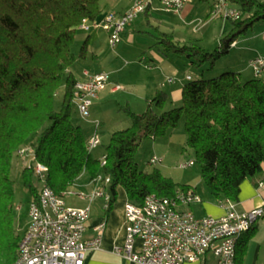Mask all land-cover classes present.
I'll return each instance as SVG.
<instances>
[{"label": "trees", "instance_id": "trees-1", "mask_svg": "<svg viewBox=\"0 0 264 264\" xmlns=\"http://www.w3.org/2000/svg\"><path fill=\"white\" fill-rule=\"evenodd\" d=\"M100 1L0 0V264L15 263L22 235L12 220L10 167L22 146L29 147L34 161L47 168L46 185L57 195L65 194L84 172L90 181L98 174L109 175L105 213L116 201L117 187L134 205H141L149 195L170 197L177 189H191L177 186L157 169L139 170L135 161L141 140L162 137L179 119L186 147L194 152L205 186L216 199L236 202L240 184L264 166V80L242 81L240 74L227 72L186 83L181 105L170 110L164 111L162 91L144 113L125 110L131 125L109 135L103 149L105 165L100 167V159L86 150L82 131L72 122L77 81L69 72L85 53L84 44L77 56L71 51L79 26L100 15ZM226 1L239 11V19L229 21L231 27L222 33L213 53L195 43L179 45L164 33L158 34L156 46L163 54L187 58L194 66L213 63L252 24L264 22V0ZM21 178L31 201H36L39 189L33 168L24 166ZM245 244L246 239L237 242L235 264L241 261Z\"/></svg>", "mask_w": 264, "mask_h": 264}, {"label": "built area", "instance_id": "built-area-1", "mask_svg": "<svg viewBox=\"0 0 264 264\" xmlns=\"http://www.w3.org/2000/svg\"><path fill=\"white\" fill-rule=\"evenodd\" d=\"M193 0H159L162 11L180 14ZM145 0H136L129 10L123 14L107 13L101 21H94L92 27L108 33L110 46L116 45L122 33L137 16L145 13ZM211 19L220 18L229 21L239 19V11L226 0H215L209 11ZM83 20L79 29L87 32L90 25ZM264 38V33L262 34ZM235 46V42L230 48ZM253 78L264 80V55L250 60ZM84 80L74 84L72 103L76 112L83 119L89 117L88 111L93 101L98 99L108 82V75L102 72L83 73ZM115 88H120L116 86ZM97 134L86 141V150L100 146ZM30 148L22 146L17 156L31 160L36 180H38V199L28 205V224L23 230L17 258L14 264H83L87 255L99 249L104 225L100 224L94 231L97 235L92 239H83L85 224L90 215L88 203L102 199L107 207V186L109 175L98 174L91 181L94 188L89 194L80 193L77 197L86 201L83 208L65 205V194L57 195L46 185L47 168L34 161ZM100 167L105 164V155L100 158ZM162 160L152 157L148 165H156ZM193 161L182 167L193 166ZM258 193L264 195V183H259ZM200 198L192 189H177L170 197H145L141 205L128 202L124 204L126 236L122 246L114 248L117 256L134 264H203L207 252L212 253L215 264H234L237 242L242 234L249 231L258 219L264 216V196L260 205L249 212L238 214L232 211V203H228L230 211L222 217L196 218L190 211L182 210V206L200 203ZM135 241L140 242L139 250L134 249Z\"/></svg>", "mask_w": 264, "mask_h": 264}, {"label": "crops", "instance_id": "crops-1", "mask_svg": "<svg viewBox=\"0 0 264 264\" xmlns=\"http://www.w3.org/2000/svg\"><path fill=\"white\" fill-rule=\"evenodd\" d=\"M135 1L101 0L102 11L94 21H101L107 13L123 14L131 8ZM145 1L147 3L145 13L137 16L127 26L120 41L114 46L108 44L106 31L92 27L94 21L88 23L91 27L89 31L84 32L79 29L76 33L74 41L77 45L80 44L79 49L82 44L85 45V53L81 59H76L71 66L73 70L70 69L69 72L72 73L76 81L80 82L84 80L83 73L85 71L90 74L102 72L109 77L106 88L99 93L98 99L93 101L88 110L90 114L87 119L81 118L74 106L73 111L76 113L74 125L80 127L82 138L86 141L95 134L99 135L98 137L102 141L100 134H102V127L105 126V123H109L107 113L109 108L114 110L117 117L120 112H124L122 109L140 115L147 110L146 108L154 99L155 94L162 91L166 95L164 111L170 110L181 105L182 87L190 81L200 79L197 77L203 75L193 70L191 66L194 67V65L187 58L163 54L156 46V38L159 33H164L170 35L179 45L186 44L184 39H187V34L192 32L189 30V26L194 21L195 24L197 21L202 22L201 20L206 16L209 17L212 2L209 4L205 2L207 6H202L192 1L180 14H173L162 11L159 0ZM205 23L206 21L202 25L201 34H206L212 24V22ZM236 47H238L237 41L230 50ZM79 52L74 55L77 56ZM240 71L243 74L248 72L247 69ZM252 77L253 74L250 70V74L246 78L252 79ZM116 86L120 88H115ZM125 113L127 114L126 111ZM129 122V120L122 121L124 125H128ZM100 146H102V142ZM100 146L91 150V154L93 151L97 152ZM103 155L104 150L94 158L100 159ZM260 171L259 174L240 184L238 200L232 203V211L243 214L260 205L264 195L260 196L258 193V185L264 182V166ZM83 174L77 177L64 196L65 198L70 195L71 193L68 191L73 188L72 192H77L74 195L79 200L80 206L69 207L83 208L87 205L86 201L80 200L77 195L80 193L89 194L94 188V184L87 178L86 173ZM191 189L201 202L182 206L181 209L190 211L196 218H219L230 211L229 202L216 199L209 190H198L193 187ZM115 190L117 198L108 213H105L102 199L88 203L90 215L85 224L83 239L94 238L97 235L94 229L100 224L103 223L104 228L99 249L89 253L83 264H117L120 262L132 264L114 253V248L123 245L125 241L126 222L123 215L124 204L127 201L125 193L120 187ZM71 195L73 196V194ZM239 238L246 239V244L241 261L237 264H264V216L253 223L248 233L242 234ZM136 242V246H138L139 242ZM209 257L214 258L212 253L207 252L203 257V264H206Z\"/></svg>", "mask_w": 264, "mask_h": 264}, {"label": "rangeland", "instance_id": "rangeland-1", "mask_svg": "<svg viewBox=\"0 0 264 264\" xmlns=\"http://www.w3.org/2000/svg\"><path fill=\"white\" fill-rule=\"evenodd\" d=\"M194 3H198L202 6H207L206 3L200 2L201 0H193ZM194 22L189 26V32L187 34V39H184L186 44H197L206 53H213L219 46V40L223 32H228L230 29L229 20H223L220 18L211 19L206 16L205 19ZM212 22L211 26L208 28L206 34H201V28L204 22ZM205 23V24H206ZM264 33V22H256L251 25V27L246 31L245 34L241 35L237 39L238 47L228 51L226 54L220 55L214 60L213 63L206 61L200 65L191 66L196 73L203 74L198 76L200 79H214L220 76L222 73L235 72L240 74V79L242 81L248 80L246 76L250 74L251 68L249 67V62L251 59L258 55H264V38L262 34ZM82 34V33H81ZM78 35V34H77ZM80 35V34H79ZM83 35V34H82ZM80 44L77 45L74 41L71 51L76 53L79 51ZM248 66V67H247ZM250 70H249V69ZM70 69L73 70V67ZM247 69L244 74L240 70ZM240 71V72H239ZM61 91L58 96L55 97L56 107L60 104ZM180 106V105H178ZM177 107V106H176ZM112 108L108 109V120L109 123H105L102 127V146L99 147L98 151H93L92 156L96 157L99 153H102V149L108 143L109 134L114 131L123 130L131 125V120L129 116L124 112H120L119 116H116ZM74 110V109H73ZM72 110V122L75 124L76 113ZM128 117H127V116ZM130 121L128 125H124L122 121ZM114 129H111V128ZM183 121L178 120L176 127L169 129L162 137H158L155 140L150 137L140 141L138 147H136L135 161L137 163L138 169L142 171L150 172L153 169L159 170L161 175L169 178L177 186H188L193 187L198 190L205 189L208 191L205 182L201 177V165L196 160L195 154L192 150L186 147V136ZM99 136V135H98ZM94 150V149H93ZM157 157L162 160L161 163L156 165H148V161L152 157ZM189 161H193L194 165L191 167L183 168L182 165ZM31 165V160L26 157L15 156L12 160L11 167V180L14 182V198H13V219L17 234H21L28 224V211L29 203L32 199V195L22 185L21 171L24 166ZM85 174V172H84ZM83 174V175H84ZM34 180V179H33ZM36 183V181L34 180ZM39 184L37 188L39 189ZM70 189L68 192L73 194V196L67 195L64 198L66 205L68 206H80L79 200H77L74 194L77 192H72ZM215 259L212 257L207 258L206 264H214ZM117 264H125L120 262Z\"/></svg>", "mask_w": 264, "mask_h": 264}, {"label": "bare ground", "instance_id": "bare-ground-1", "mask_svg": "<svg viewBox=\"0 0 264 264\" xmlns=\"http://www.w3.org/2000/svg\"><path fill=\"white\" fill-rule=\"evenodd\" d=\"M262 183H264V182H262ZM136 244H137V242L135 241V246H134V249H137V250H139V248H140V242H139V245L138 246H136ZM122 246V245H121ZM123 258V257H122ZM127 261V260H126ZM129 262V261H128ZM130 263H132V262H130ZM132 264H134V263H132Z\"/></svg>", "mask_w": 264, "mask_h": 264}]
</instances>
